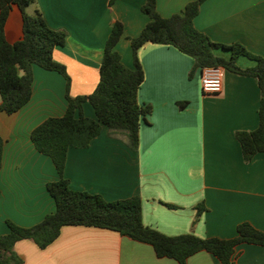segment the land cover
I'll list each match as a JSON object with an SVG mask.
<instances>
[{
	"label": "crops",
	"instance_id": "0c3cea01",
	"mask_svg": "<svg viewBox=\"0 0 264 264\" xmlns=\"http://www.w3.org/2000/svg\"><path fill=\"white\" fill-rule=\"evenodd\" d=\"M192 0H157L163 16L182 12ZM146 0H37L48 24L68 32L64 45L54 49L71 76L72 96L90 94L100 79L104 46L112 23L120 20L124 33L116 49L123 62L134 66L129 36L138 35L150 20L142 10ZM195 26L214 41L240 42L264 56V0H204ZM23 36V14L17 4L6 23V37ZM217 54L230 52L216 49ZM145 79L138 91L141 105H151L140 125V141L132 148L124 132L103 125L88 147H71L64 176L75 190L99 193L107 200L140 195L146 225L168 235L193 232L201 237H234L237 225L250 221L264 230V152L251 161L243 157L238 130L259 125L261 90L258 78L225 70L224 86L204 93L201 68L190 72L194 58L171 44L147 42L138 51ZM238 64L255 60L240 56ZM31 99L18 111H0L4 138L0 169V234L10 231L8 220L32 226L56 209L47 188L60 173L49 155L39 151L32 130L49 116L66 111V78L56 70L33 65ZM186 101L182 107L179 102ZM84 112L96 117L90 102ZM207 209L197 216V205ZM173 204L175 206H170ZM15 251L21 264H179L160 257L154 247L116 230L64 225L46 248L21 239ZM236 264H264V245L237 246ZM187 264H221L207 250L191 255Z\"/></svg>",
	"mask_w": 264,
	"mask_h": 264
},
{
	"label": "trees",
	"instance_id": "16d2710c",
	"mask_svg": "<svg viewBox=\"0 0 264 264\" xmlns=\"http://www.w3.org/2000/svg\"><path fill=\"white\" fill-rule=\"evenodd\" d=\"M113 1L110 0V4ZM203 2L192 0L182 12L163 16L157 9V0H146L142 10L150 16V20L138 35L129 36L133 67L123 62L116 49L124 33V24L120 20L114 21L104 46L96 88L90 94L72 96V79L67 66L54 58V49L66 44L68 32L51 27L38 6L33 12L28 11L30 5L37 4V0H0V111L14 113L31 99L34 64L56 70L66 78L68 100L63 115L47 117L31 133L36 148L52 158L60 173L58 180L47 184L55 198L56 209L32 226H22L8 220L10 231L0 234V264H21L23 259L15 251L17 241L32 239L41 248H46L60 235L64 225L116 230L122 235L151 244L158 256L174 258L179 264H187L188 258L200 250L213 253L221 264H236L235 255L239 244L264 245V230L250 221L240 222L237 234L230 238L201 237L193 232L168 235L144 223L140 195L107 200L99 193L73 189L69 179L64 176L69 149L88 147L103 125L112 133L124 132L129 145L138 148L141 120L152 110L151 105L144 106L138 101V91L145 79L138 51L147 42L171 44L191 55L195 63L190 76L196 68L222 65L236 73L258 78L261 90L259 125L252 130L236 131V137L242 145L246 162L251 161L258 152H264V56L253 53L240 42L228 44L214 41L199 30L194 18ZM14 4L19 6L23 14V36L10 42L6 37V23ZM216 49L228 50L230 54H217ZM242 55L255 60V64L247 67L239 65L238 58ZM85 102L92 104L96 117L85 114ZM179 104L183 107L186 101ZM3 149L4 138L0 134V169ZM205 209L207 207L203 203L197 205L196 219Z\"/></svg>",
	"mask_w": 264,
	"mask_h": 264
},
{
	"label": "built area",
	"instance_id": "2783aa9c",
	"mask_svg": "<svg viewBox=\"0 0 264 264\" xmlns=\"http://www.w3.org/2000/svg\"><path fill=\"white\" fill-rule=\"evenodd\" d=\"M226 68L222 65L201 68V86L204 93L216 94L222 91Z\"/></svg>",
	"mask_w": 264,
	"mask_h": 264
}]
</instances>
